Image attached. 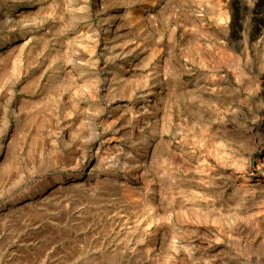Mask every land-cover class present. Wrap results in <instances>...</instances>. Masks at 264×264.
<instances>
[{
	"label": "rangeland",
	"instance_id": "1",
	"mask_svg": "<svg viewBox=\"0 0 264 264\" xmlns=\"http://www.w3.org/2000/svg\"><path fill=\"white\" fill-rule=\"evenodd\" d=\"M0 264H264V0H0Z\"/></svg>",
	"mask_w": 264,
	"mask_h": 264
}]
</instances>
